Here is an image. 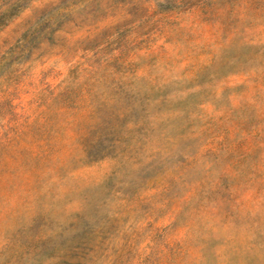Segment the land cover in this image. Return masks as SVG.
<instances>
[{"label":"rangeland","instance_id":"rangeland-1","mask_svg":"<svg viewBox=\"0 0 264 264\" xmlns=\"http://www.w3.org/2000/svg\"><path fill=\"white\" fill-rule=\"evenodd\" d=\"M0 264H264V0H0Z\"/></svg>","mask_w":264,"mask_h":264}]
</instances>
